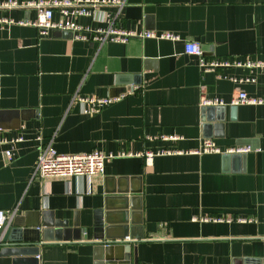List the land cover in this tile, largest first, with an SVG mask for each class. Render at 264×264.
<instances>
[{
	"label": "crops",
	"instance_id": "obj_1",
	"mask_svg": "<svg viewBox=\"0 0 264 264\" xmlns=\"http://www.w3.org/2000/svg\"><path fill=\"white\" fill-rule=\"evenodd\" d=\"M125 1L122 9L103 6L77 22L105 27L99 21L105 12L121 29L181 40L99 46L18 24L36 21L35 9H0V20L16 23H0V141L23 139L0 144V210L15 211L10 219L18 228L39 237L40 264H98L94 223L99 216L120 222L125 214L127 241L141 242L130 262L110 264H264V105H231L240 92L264 98V75L234 83L251 73L204 72L184 50L195 42L208 61L264 62V0ZM76 96L119 100L86 114ZM203 98L226 103L214 106L225 108L223 122L215 111L208 121ZM39 139L64 155L127 156L107 162L102 176L42 181L34 178ZM204 139L223 152L252 151L238 160L193 153ZM165 150L183 153L149 163L143 156ZM221 218L235 221H206ZM123 234L121 227L114 231Z\"/></svg>",
	"mask_w": 264,
	"mask_h": 264
},
{
	"label": "built area",
	"instance_id": "obj_2",
	"mask_svg": "<svg viewBox=\"0 0 264 264\" xmlns=\"http://www.w3.org/2000/svg\"><path fill=\"white\" fill-rule=\"evenodd\" d=\"M126 5L125 0H6L0 2V9H35L38 18L34 22L21 21L19 25H29L36 27L41 36H48L53 31H63L72 34V39L80 42L95 43L103 46L108 43L127 44L131 39H157L168 40L172 42L180 41L178 35L170 33L157 34L154 32H137L127 31L117 27L113 22V17L103 12L100 15L99 21L106 24L105 27L92 28L82 26L77 22L80 17H94L96 10L103 6H112L122 9ZM101 12V11H100ZM59 18L56 19L55 16ZM0 23L12 25L16 24L13 20H0ZM185 53L187 55L196 56L200 59V67L204 72H216L218 69L236 67L247 69L251 75L244 78H233L234 83H253L256 81L253 76L255 73L264 75V62L251 60L231 62L229 60H212L208 61L204 57V52L200 44L195 42L185 43ZM119 99L115 98H99L95 96L79 97L76 96L74 101H77L83 106L84 113L94 114L100 112L107 106L117 102ZM232 106L250 105L262 106L264 105V98L250 97L244 92H240L233 98ZM202 106H226V103L221 99L203 98ZM181 137H164L165 141H179ZM40 140V149L37 165L34 172V178L40 180L46 179H64L68 180L73 177L86 176L95 177L102 176L105 173L106 163L117 157H126L121 155H107L100 151H91L88 153L64 155L58 153L51 144H43ZM22 138L11 141L2 140L0 144L13 145L22 142ZM252 151L251 147H239L223 152L222 149L211 139H204L200 144V148L193 153L204 154H248ZM182 151L165 150L158 153L147 152L143 156L147 163L153 161L157 155H171L182 154ZM8 161H12L14 152L8 149L5 152ZM15 211L0 210V229H2L13 216ZM216 222H233L232 218L221 219H206V221ZM237 222H253V219H237Z\"/></svg>",
	"mask_w": 264,
	"mask_h": 264
},
{
	"label": "water",
	"instance_id": "obj_3",
	"mask_svg": "<svg viewBox=\"0 0 264 264\" xmlns=\"http://www.w3.org/2000/svg\"><path fill=\"white\" fill-rule=\"evenodd\" d=\"M224 110L225 108L223 107H208L206 109L208 121L210 120L209 115L215 111L218 115L217 122H223ZM225 157L227 160L245 159V155L241 156L239 154H227ZM99 217L100 219H97L94 223L93 239V245L95 246L94 255L98 260V264L130 262L133 245L141 241H127L126 238L130 236L129 217L127 214H125L120 222H104L103 217ZM18 227L13 219H9L8 223L0 229V264L10 262L8 261L10 257H16V259L11 260V264H40L41 244L39 243V237L33 236L35 233L33 231H27ZM120 227L124 231L122 237L114 235V231ZM27 256L31 257V259H24Z\"/></svg>",
	"mask_w": 264,
	"mask_h": 264
}]
</instances>
